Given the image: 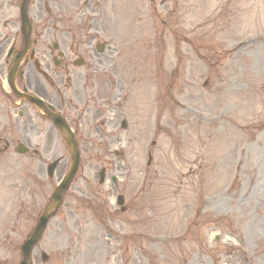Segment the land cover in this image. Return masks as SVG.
Returning a JSON list of instances; mask_svg holds the SVG:
<instances>
[{"label":"rangeland","instance_id":"rangeland-1","mask_svg":"<svg viewBox=\"0 0 264 264\" xmlns=\"http://www.w3.org/2000/svg\"><path fill=\"white\" fill-rule=\"evenodd\" d=\"M70 1L67 16L77 12L78 1ZM136 6L140 22L130 21L135 36L127 35L131 46H123V65L115 73L119 81H153L156 114H144L147 91L136 102L141 113L133 150L127 145L138 160L120 161L100 186L98 172L107 168L103 161L111 149L97 146L101 128L93 121L106 113L114 129L121 112L88 106L93 118L78 134L81 169L65 203L72 210L89 206L93 214L95 207L114 211L117 186L130 211L107 212L108 233L85 224V215L70 235L72 243H53L52 223L33 254L44 251L45 264H127L122 260L130 256L135 264H264V0H138ZM123 27L127 32V23ZM76 57L70 53L72 61ZM94 81L106 79L98 75ZM154 119L158 133L146 132L144 139L143 122L152 126ZM53 143L60 145L57 138ZM60 146L45 147L63 163L51 182L44 176L43 194L21 200V180L0 181V264L19 263L20 240L69 157ZM112 175L119 178L115 187ZM116 234H123L120 252ZM32 263L42 264L39 255Z\"/></svg>","mask_w":264,"mask_h":264},{"label":"flooded vegetation","instance_id":"flooded-vegetation-1","mask_svg":"<svg viewBox=\"0 0 264 264\" xmlns=\"http://www.w3.org/2000/svg\"><path fill=\"white\" fill-rule=\"evenodd\" d=\"M13 1L0 0V18L2 12H4L3 6H11ZM92 5L93 2H91V5L87 9L90 14L93 10ZM41 6L44 7L43 0H34L32 2L29 12L30 29L26 30L25 38L22 33H19L17 37H13L12 33H10L12 29H19L18 21H14L11 17L8 20L2 21L0 38L3 41L0 43V55L6 49L13 50L12 54L21 52L24 50L25 42L29 43L27 54L22 59L14 80L17 89L25 94L33 95L52 106L54 111H57L66 120L74 133L77 134V127L79 125L87 126V119L93 118L91 111L87 108L88 104L92 103L93 98L99 101L98 106L106 105L112 107V100L115 97L119 98L121 96L126 90L127 84L125 81H102L101 83H96V81H78L80 77H77V74L74 72L76 65L86 63L85 61L89 60V56L94 53L92 42L88 39L87 33L91 31L102 32V30L96 27L95 22L92 24V30L81 31L80 29V33L78 34L76 27H71V18H63L64 15L58 10L59 14L56 13L57 15L52 19L59 25L58 28L56 25L54 26L55 30L53 33V38L58 42L59 48L55 43L53 48L58 50L54 52L50 46H47V50L49 51V55L47 56L44 50L45 24L47 19L44 17V13L41 12ZM92 15L96 16V11ZM88 23L89 20L86 19L85 27H87ZM65 25L66 30H62ZM6 30H8L7 33ZM11 40L13 41V47L10 42ZM54 53H57V59H54ZM70 53L77 54V57L73 61L70 59ZM95 53L97 55L96 50ZM30 55L33 57L30 58ZM35 61L40 62L45 67L48 71L47 76L40 70H32L31 64H34ZM108 61L113 62L108 58L99 62L106 64ZM62 74L66 76L65 81H62ZM9 99L11 98L9 97ZM20 109L16 117H21L22 123L21 126H17V129L21 131L23 143L31 149L30 155L34 154L37 156L38 141L45 131H47L45 142L50 143L52 141V128L49 127L50 122L46 121L26 101L21 103ZM97 119L98 117L93 121V124H95ZM5 122L10 127L12 120L7 116ZM112 124L113 122L110 123V126ZM9 149L10 142L0 141V157L6 154ZM33 174L35 178H38L41 172L39 169H35Z\"/></svg>","mask_w":264,"mask_h":264},{"label":"water","instance_id":"water-1","mask_svg":"<svg viewBox=\"0 0 264 264\" xmlns=\"http://www.w3.org/2000/svg\"><path fill=\"white\" fill-rule=\"evenodd\" d=\"M68 146L69 150L72 155V166H71V171L68 174V176L64 179L60 187L57 189L56 193L54 194L51 203L49 204L48 208L46 209L45 215L40 219L38 226L35 229V232L31 239L27 241L24 246L22 247V261L20 264H30L29 263V255L32 247L36 244L38 241L43 229L45 228L47 219L52 215L53 210L58 206L60 203V192L64 191L67 189L68 184L71 181V178L73 174L76 171L77 163H78V152L76 149V144L68 139Z\"/></svg>","mask_w":264,"mask_h":264}]
</instances>
